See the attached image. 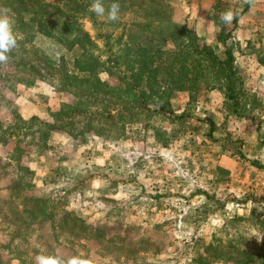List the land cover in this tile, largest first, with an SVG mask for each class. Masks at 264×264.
I'll use <instances>...</instances> for the list:
<instances>
[{"label":"trees","instance_id":"trees-1","mask_svg":"<svg viewBox=\"0 0 264 264\" xmlns=\"http://www.w3.org/2000/svg\"><path fill=\"white\" fill-rule=\"evenodd\" d=\"M113 2L120 5L119 19L108 20L107 11L102 18L113 28L119 27L118 45L114 50L107 48L101 60L94 41L78 24L86 16L97 24V15L89 11L92 0H0V8L11 9L17 36V47L8 53L6 62H0V117L8 115L0 120L9 121L5 127L0 121V145L10 141L14 145L11 157L0 164L9 169L0 190V264H36L40 254L65 260L82 255L93 264H122L123 259L130 264L137 259L158 263L165 253L152 249V241L130 238L128 226L117 222L92 225L70 210L64 199L34 195L31 170L20 163L21 157L31 149L37 155L49 150L47 142L54 136L80 142L87 136L119 139L129 124L170 115L172 99L185 95V105L197 108L201 94L217 90L223 95L225 117L250 121L264 143L261 127L251 115L256 100L235 64L241 46L235 30L250 0L212 38L197 36L187 22L176 23L168 0H103L106 10ZM125 15L131 16L130 21L119 22ZM36 36L54 40L64 54L51 61L30 46ZM260 63H264L262 58ZM36 81L46 82L63 97L47 120L22 119L7 95ZM184 112L178 119L186 116ZM213 129L214 124L208 122L204 135L209 140ZM224 144L232 145L227 138L221 144L224 151L250 169L264 172V164L249 158L241 146L235 145L234 150ZM262 201L246 196L241 203ZM193 250L190 264H264V252L240 250L233 240L202 249L197 245Z\"/></svg>","mask_w":264,"mask_h":264},{"label":"rangeland","instance_id":"rangeland-1","mask_svg":"<svg viewBox=\"0 0 264 264\" xmlns=\"http://www.w3.org/2000/svg\"><path fill=\"white\" fill-rule=\"evenodd\" d=\"M168 1L176 23L187 22L197 36L212 38L223 26L221 13L238 12L247 0ZM250 1L235 30L238 42V30H264V12L259 7L264 0ZM130 19L125 15L119 22ZM96 20L94 26L86 16L79 18L78 24L94 41L95 54L104 60L107 48L114 50L118 45L119 27L113 28L102 17L96 16ZM254 41L260 43V38L256 36ZM30 46L51 61L64 54L60 44L40 36L34 37ZM263 47L257 51L264 61ZM236 68L256 100L251 115L264 136V86L258 81L248 83L246 71L238 65ZM99 76L105 77L104 73ZM206 93L197 98V108L185 105V95L172 99L170 115L129 124L119 139L87 136L80 142L64 135L50 138L49 150L37 155L31 149L21 157L20 163L32 173V192L64 199L70 210L92 225L117 222L123 228L128 226L132 230L130 238L152 241V249L165 250L161 262L137 259L135 264H190L193 247L202 249L227 240L237 242L240 250L251 254L264 252V201L241 203L246 196L264 200V172L239 161L217 160L222 155L234 157L222 148L224 139L232 142L230 147L224 146L234 150L242 142L231 139L226 123L221 122L226 113L222 93ZM7 95L22 119L36 116L47 120L63 99L46 82L38 81ZM183 111L186 116L178 119ZM5 119L0 120L3 127L9 124ZM208 122L216 124L212 140L204 135ZM13 148L11 141L0 145V164L11 157ZM8 171L0 168V190ZM121 262L130 264L124 259Z\"/></svg>","mask_w":264,"mask_h":264},{"label":"crops","instance_id":"crops-1","mask_svg":"<svg viewBox=\"0 0 264 264\" xmlns=\"http://www.w3.org/2000/svg\"><path fill=\"white\" fill-rule=\"evenodd\" d=\"M259 7L264 12V3ZM254 23L251 22V25ZM238 40H240V54L236 58V65L241 67L248 74L246 80L248 83L260 82L264 86V63H260L261 54L258 53L259 46H264V30H238ZM260 38V43L254 41L255 37ZM264 49V47H263ZM250 81V82H249ZM260 85V86H261ZM262 86V87H263ZM205 93L204 95L206 96ZM213 93H210L212 95ZM219 94V93H217ZM222 101V99H221ZM222 104V103H221ZM215 115L217 113H214ZM226 114V113H225ZM33 115H37L36 113ZM225 116V115H224ZM221 122L226 123L227 131L231 139H237L242 142L241 151L245 152L249 158L255 159L264 164V143L257 137L255 125L245 119L236 117H224ZM264 122V121H262ZM216 125V124H214ZM262 129V128H261ZM218 161L227 163L229 161H237V158L229 156H218ZM221 171V167L219 166Z\"/></svg>","mask_w":264,"mask_h":264},{"label":"clouds","instance_id":"clouds-1","mask_svg":"<svg viewBox=\"0 0 264 264\" xmlns=\"http://www.w3.org/2000/svg\"><path fill=\"white\" fill-rule=\"evenodd\" d=\"M89 11L94 12L98 17H104L107 11L108 20L114 22L119 19L120 5L113 2L106 10L103 0H92ZM10 13L11 9L0 8V62H6L9 59L8 53L17 47V36L13 30L14 21ZM220 18L225 23H231L234 18L233 12L225 11L221 13ZM36 264H93V262L82 255H74L65 260L56 255L40 254L36 256Z\"/></svg>","mask_w":264,"mask_h":264}]
</instances>
